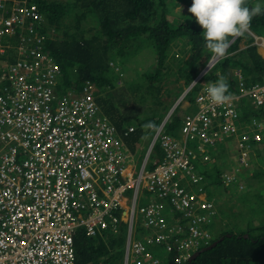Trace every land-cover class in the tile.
I'll use <instances>...</instances> for the list:
<instances>
[{
    "label": "built area",
    "instance_id": "1",
    "mask_svg": "<svg viewBox=\"0 0 264 264\" xmlns=\"http://www.w3.org/2000/svg\"><path fill=\"white\" fill-rule=\"evenodd\" d=\"M44 17L33 0H0V264H75L78 231L106 237L121 221L120 264H183L208 242L215 214L198 195L202 176L192 159L233 141L243 160L244 143L261 140L264 122L237 121L236 104L245 97L254 108L263 105L264 85L240 87L224 105L211 103L204 85L177 137L161 133L164 122L142 166L124 171L117 129L93 86L63 90L44 46ZM155 141L161 158L144 172Z\"/></svg>",
    "mask_w": 264,
    "mask_h": 264
},
{
    "label": "trees",
    "instance_id": "2",
    "mask_svg": "<svg viewBox=\"0 0 264 264\" xmlns=\"http://www.w3.org/2000/svg\"><path fill=\"white\" fill-rule=\"evenodd\" d=\"M33 1L47 21L42 30L44 33L46 29L44 46L61 71L63 90L84 85L95 87V101L101 113L115 125L117 132H125L128 126L133 127L127 139L122 137L126 139V144L132 152L140 145L148 144L150 135L147 136L146 143L142 141L146 134L142 125L152 121L158 127L164 114L163 107L158 101L154 106H150L148 112H143L140 118L129 116L131 111L123 107L124 103L140 100L143 93L139 95L136 90L125 87L114 88V77L110 73L111 66L108 65L111 56L109 52L113 50L121 56L148 46L153 59L149 64L151 68L142 76V86L145 88H152L154 82L158 81L160 72L165 68L166 58H169L170 63L177 65L174 80L181 79L185 85L204 69L212 55L205 47L203 29L187 11L192 0L184 6H181L178 0L169 6L168 0H71L65 11L64 5L45 0ZM257 2L264 5V0H247V6H254ZM74 6L80 9L79 14L74 17V25L66 28V20L64 19L63 24L60 18ZM89 21L94 23V29L87 34L85 23ZM48 27H51L54 33L48 34ZM59 30L62 34L60 38L56 37L60 33ZM254 36L264 39V15L252 19L250 30L245 35L228 38L226 56L218 58L205 71L206 74L204 73L186 92L184 98L191 106L194 102L196 104L200 88L206 82L214 83L219 75L228 83L229 92L236 91L237 86L249 87L255 83H264V58L256 50ZM240 41L242 47H238ZM103 89L108 93L107 98L98 95ZM175 95L176 99L178 94ZM176 107H180V103ZM176 107L161 128V133L173 138L177 137L180 115L183 112L181 108ZM237 110V121L254 117L264 122V104L254 108L247 98L242 97L237 103ZM152 133L154 132L149 134ZM193 145L194 143H187L189 148H193ZM253 150L258 165H255L252 173L259 176L257 172L264 168V133L260 142L253 146ZM161 153L155 141L146 160V170L156 164V160L161 158ZM192 162L195 172L212 183L209 193H220L221 187L214 185L219 182L216 175L221 168L219 159L207 161L194 157ZM205 188L208 191L207 185ZM217 236L222 238L188 264H264V238L253 242L248 236L243 237L242 233L234 235L230 231H220ZM259 243L260 245L256 246ZM119 246L120 235L90 238L78 231L74 238L75 264H116L113 258L114 254L119 252Z\"/></svg>",
    "mask_w": 264,
    "mask_h": 264
},
{
    "label": "rangeland",
    "instance_id": "3",
    "mask_svg": "<svg viewBox=\"0 0 264 264\" xmlns=\"http://www.w3.org/2000/svg\"><path fill=\"white\" fill-rule=\"evenodd\" d=\"M54 2L60 5H64V11L70 5L71 0H45ZM167 6L176 0H168ZM182 5H187L189 0H178ZM259 1V0H256ZM80 9L74 6L71 10L69 9L67 14L60 18L62 23L64 19L66 20L65 27H72L75 23L74 17L79 14ZM179 22V21H178ZM65 22H63L64 24ZM60 29H63L60 27ZM94 29L93 22L85 23V30L91 33ZM50 34L54 33L51 27H48ZM60 31V30H59ZM56 37H62L61 31ZM254 43L256 44V50L259 53V47H264V39L259 36H254ZM242 41L239 42L238 47H242ZM111 54L110 60H108V65L111 66V75L114 77L115 86L114 88L133 89L140 95L143 93V97L140 100H133L130 102H125L123 106L125 109L131 111L129 116L141 117L143 112H148L150 106L154 103L160 101L161 107H163V117L167 112V108L175 100V93L178 95L183 90V81L180 79L178 81L174 80L176 75V68L174 64L169 62V58L165 60V68L160 72L158 81L154 82L152 88L143 87V74L146 73L151 67L152 63V52L148 46H143L139 49L126 53L125 55H117L112 50L109 52ZM263 58L264 56L260 54ZM154 63V62H153ZM94 92L97 90L95 87ZM147 89V90H146ZM95 95V94H94ZM99 96L103 98L108 97V93L103 89L98 93ZM177 95V96H178ZM136 97V96H135ZM137 100V101H136ZM187 107H191L189 101L185 98L181 100L180 107L182 111L186 110ZM182 113V112H181ZM162 117V118H163ZM151 133L148 131L146 134ZM140 151L137 150L136 155H134V160H126V164H130V170L133 173L136 172L138 164V156ZM231 155H226L220 164H224L225 161H229ZM146 172V169L144 170ZM259 176L254 173H250L248 169H245L240 174V182L237 186L229 189L225 194V199L222 202V207L225 211L222 215H218V223L216 224L212 237L216 235L219 231L220 225L226 224L229 226L234 233V235L242 233L248 236L251 241L255 242L264 238V168L260 169L258 172ZM253 178V179H252ZM262 180V181H260ZM223 195V194H222ZM221 195V196H222ZM221 196H218V204H221ZM139 219V215H136ZM261 243V242H260ZM257 244L256 246L260 245ZM264 251V248L262 249ZM121 252L115 253L113 260L120 262Z\"/></svg>",
    "mask_w": 264,
    "mask_h": 264
},
{
    "label": "clouds",
    "instance_id": "4",
    "mask_svg": "<svg viewBox=\"0 0 264 264\" xmlns=\"http://www.w3.org/2000/svg\"><path fill=\"white\" fill-rule=\"evenodd\" d=\"M187 11L195 17L196 22L203 29V40L205 42V47L212 54L209 62L210 67L211 61L226 56L229 46V37L235 38L245 35L250 30L252 19L256 16L264 15V5L257 2L254 6L249 7L247 6V0H192L191 6L187 9ZM193 83L196 82L193 81ZM204 91L207 93L210 102L216 105H224L232 100V93L229 92V85L222 75H219L218 79L214 83H209ZM183 98L184 96L182 99ZM175 100L172 104H174ZM257 120L262 121L259 119ZM142 128L146 133L148 130L152 132H156L158 130L156 123L152 121L144 123ZM144 138H148L147 134H145ZM258 142L260 141L253 140L251 139V136H249L248 141L244 143L246 146L242 148V151L246 152V155L242 161L240 160V150L237 152L233 141L225 142L223 145L217 144L215 142L213 146L203 148V152L198 153L202 156L206 155V158L202 159L210 161L212 159H219L221 156L220 152L223 151V149H232L234 151L232 159L229 161V167L225 169L221 167L218 172L217 179L219 182L214 185L221 187L220 193L224 194L229 189L237 186L241 180L240 174L243 170L248 169V171L252 173L255 165H258L257 156L253 150V146ZM229 145L232 147H228ZM200 185L202 190L200 193H198V195L202 199L213 204L215 214L211 218V222L208 227V242L204 245H201L195 251L207 246L212 241L219 238L217 236L219 231H217L216 235L212 237L214 228L218 223L219 211L217 205H220L217 201L218 196L209 195V190L212 183L209 182L208 179L206 180L203 176L202 180L200 181ZM206 185L208 186V191L205 188ZM230 232L235 233L233 231ZM226 235L229 234L226 233ZM243 237L247 236L243 234ZM195 251H193L190 256ZM186 261L184 263H186Z\"/></svg>",
    "mask_w": 264,
    "mask_h": 264
},
{
    "label": "flooded vegetation",
    "instance_id": "5",
    "mask_svg": "<svg viewBox=\"0 0 264 264\" xmlns=\"http://www.w3.org/2000/svg\"><path fill=\"white\" fill-rule=\"evenodd\" d=\"M262 38V37H261ZM258 52V51H257ZM259 54H261L260 53V51H259ZM212 56V55H211ZM210 59V58H209ZM200 72V71H199ZM198 72V73H199ZM197 73V74H198ZM205 73V72H204ZM203 73V74H204ZM202 74V75H203ZM201 75V76H202ZM200 76V77H201ZM195 77H196V75H195ZM194 77V78H195ZM199 77V78H200ZM193 78V79H194ZM198 78V79H199ZM192 79V80H193ZM197 79V80H198ZM191 80V81H192ZM196 80V81H197ZM191 81L188 83V84H183V88L182 89H184V88H186L190 83H191ZM195 81V82H196ZM194 84V83H193ZM192 84V85H193ZM206 84H209V82H206L204 85H206ZM255 84H259V85H264V83H255ZM192 85L190 86V87H192ZM203 85V86H204ZM203 86L200 88V90H199V92H200V96L199 97H201L202 96V89H203ZM189 87V88H190ZM240 87H245V86H237V89L238 88H240ZM237 89H236V91H237ZM232 91H234V90H232ZM181 93V92H180ZM185 96V95H184ZM195 107V102L193 103V105L191 106V107H187V109L186 110H184L182 113H181V117H182V115L186 112V111H188L189 109H191V108H194ZM170 108V106L167 108V110ZM133 131V130H132ZM131 131V132H132ZM131 132H129V133H131ZM155 133V132H154ZM154 133H152L150 136H149V141H148V144H146L145 146L144 145H140L139 146V148L137 149V150H139L140 151V153H139V156H138V160L137 161H140V163H139V166H137V170L142 166V164H143V162L145 161L144 160V155H145V153H146V151H148V149L150 148V146H149V144H150V142H152V138H153V135H154ZM122 137H126V139L128 138V134H123L122 132H119V133H117V139H118V142H117V144H115V149L117 150V152L119 153V155H121L120 157H121V160H124V162H123V164H122V166H127L128 164H126V160H128V159H130V160H134V155H136V152H137V150H135V151H131L130 149H129V147L127 146V144H126V139L124 140ZM142 141H145V143L147 142V140L143 137V139H142ZM152 148V147H151ZM151 150V149H150ZM141 153H143V155L141 156ZM136 170V171H137ZM121 225H120V231H121V229H122V234H120V231H119V234H120V236L122 237V239H124L125 241L122 243V244H120V246L117 248V249H120V251H123L124 249H126V239H125V237H127V234H126V228H125V223H124V221H121V223H120Z\"/></svg>",
    "mask_w": 264,
    "mask_h": 264
},
{
    "label": "crops",
    "instance_id": "6",
    "mask_svg": "<svg viewBox=\"0 0 264 264\" xmlns=\"http://www.w3.org/2000/svg\"><path fill=\"white\" fill-rule=\"evenodd\" d=\"M236 106H237V104H236ZM228 147L231 148L232 146L229 145ZM220 153H221V156L219 157V161H221L228 154L231 155V158L229 159V161H230L232 159V156L234 154V151L232 149H223V151H221ZM229 161H227V162L225 161L224 164H221V167L223 169L228 168L229 165H230ZM123 170L124 171H132V170H130V164H128L126 167H124ZM216 175H217V178H218V174H216ZM222 194L223 193H216V192L209 193V195H211V196H221ZM224 194L221 196V203L225 199ZM217 207H218L219 215H222L223 213H225V211H224L223 207L221 206V204L220 205H217ZM119 231H120V226L118 227V229L114 233H106V234L109 235V236H112V237H118L120 235L119 234ZM220 231H232V230L229 229V226L228 225L221 223L219 232ZM123 241H124V239H122V237L120 236V244H122ZM118 251L122 253V251H120V249H118ZM120 259H121V257H120ZM116 264H120V262H116Z\"/></svg>",
    "mask_w": 264,
    "mask_h": 264
},
{
    "label": "water",
    "instance_id": "7",
    "mask_svg": "<svg viewBox=\"0 0 264 264\" xmlns=\"http://www.w3.org/2000/svg\"><path fill=\"white\" fill-rule=\"evenodd\" d=\"M211 59V58H210ZM210 59L207 61V65H206V68L204 69V70H202V71H200L197 75H196V77L191 81V83L186 87V88H184L182 91H181V93L178 95V97L176 98V100L178 99V98H181V97H183L184 95H185V93L189 90V87L193 84V81H196L206 70H208L209 69V62H210ZM216 61V60H215ZM214 63V62H213ZM213 63H211V65L213 64ZM182 99V98H181ZM180 99V100H181ZM176 100H175V102H176ZM175 102H174V104H175ZM174 104H172L171 106H170V108L167 110V112L165 113V115H164V117L161 119V121H160V123H159V126L158 127H160L164 122H165V120L167 119V117H168V112H170L169 110L171 109V107L174 105ZM150 144H151V142H150ZM150 144H149V146H150ZM148 151H149V149H148ZM148 151H146V153H145V155H144V160H145V158H146V156H147V154H148ZM222 237H219L218 239H216V240H214V241H212L210 244H208L207 246H205V247H203V248H201V249H199V250H197V251H195L188 259H187V261H186V263H184V264H188L191 260H193L196 256H198L202 251H205V250H207V249H209V248H211V247H213L215 244H216V242L217 241H219L220 239H221Z\"/></svg>",
    "mask_w": 264,
    "mask_h": 264
},
{
    "label": "bare ground",
    "instance_id": "8",
    "mask_svg": "<svg viewBox=\"0 0 264 264\" xmlns=\"http://www.w3.org/2000/svg\"><path fill=\"white\" fill-rule=\"evenodd\" d=\"M259 51H260V53L264 56V47L263 46H261V47H259ZM217 60V59H216ZM215 61V60H214ZM214 61H211V63H213ZM207 65V64H206ZM206 68V66L204 67V69ZM203 69V70H204ZM182 98V97H181ZM181 98H178L177 100H176V102H175V104L171 107V109L169 110L170 112L173 110V108L175 107V105H176V103L178 102V101H180V99ZM170 112H168V114H170ZM113 142H110V144H112ZM115 144H117V142H115Z\"/></svg>",
    "mask_w": 264,
    "mask_h": 264
}]
</instances>
